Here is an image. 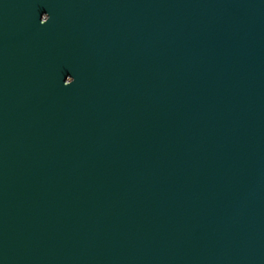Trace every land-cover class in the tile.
Here are the masks:
<instances>
[{
    "label": "water",
    "instance_id": "obj_1",
    "mask_svg": "<svg viewBox=\"0 0 264 264\" xmlns=\"http://www.w3.org/2000/svg\"><path fill=\"white\" fill-rule=\"evenodd\" d=\"M0 264H264V0H0Z\"/></svg>",
    "mask_w": 264,
    "mask_h": 264
}]
</instances>
